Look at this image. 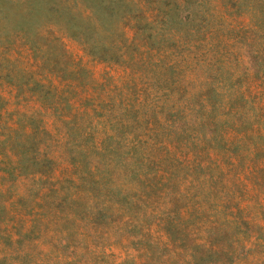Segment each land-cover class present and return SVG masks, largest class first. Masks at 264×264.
I'll list each match as a JSON object with an SVG mask.
<instances>
[{"label":"rangeland","instance_id":"1","mask_svg":"<svg viewBox=\"0 0 264 264\" xmlns=\"http://www.w3.org/2000/svg\"><path fill=\"white\" fill-rule=\"evenodd\" d=\"M33 5L0 0V264H264V0H120L88 37Z\"/></svg>","mask_w":264,"mask_h":264},{"label":"trees","instance_id":"2","mask_svg":"<svg viewBox=\"0 0 264 264\" xmlns=\"http://www.w3.org/2000/svg\"><path fill=\"white\" fill-rule=\"evenodd\" d=\"M42 1L47 8L45 6L42 7L33 5L31 8H29V12L34 11L38 12L39 14H44L46 11V13L54 11L55 21L59 26H63L68 31H71V33L74 35H79L81 37H88L90 33L89 20L97 22L99 24L98 27L103 28L106 24V20L112 18L114 14L117 15L119 13L118 10H120L118 6L120 0H81L84 3L83 12L69 17V12L64 13L63 6H48V3L45 0ZM25 18L26 15L23 16V19ZM80 20L82 21L80 22ZM86 41L88 43L86 44L87 49H89V52L93 54L100 49H105V47L98 48V39H95V43L88 42L90 41L88 38Z\"/></svg>","mask_w":264,"mask_h":264}]
</instances>
